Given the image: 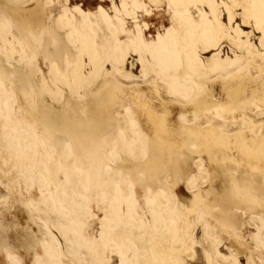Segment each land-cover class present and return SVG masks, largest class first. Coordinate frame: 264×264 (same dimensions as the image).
Returning a JSON list of instances; mask_svg holds the SVG:
<instances>
[{"label": "bare ground", "instance_id": "6f19581e", "mask_svg": "<svg viewBox=\"0 0 264 264\" xmlns=\"http://www.w3.org/2000/svg\"><path fill=\"white\" fill-rule=\"evenodd\" d=\"M9 1L26 11L54 2ZM126 1L129 6L122 12L123 19L115 18L116 23L105 20L102 28L96 23L98 19L93 22L91 18L79 17L83 21L77 24L78 33L69 26L66 33L61 30L60 34L56 30L65 19L36 28L25 18L16 25L13 37L12 21L4 13L6 4L0 2V56L14 64L7 68L0 61V101L5 98L8 106L7 117L0 124L17 135L16 143L0 139V171L9 167L14 172L19 157L17 170L32 174L37 169L39 180L46 182L40 185L32 175L25 191L29 199L23 197L21 191L16 202H11L9 196H0V264L24 262L22 255L9 254L6 249L19 237L22 228L18 221L8 220L6 215H14L19 203L30 217L38 211L33 201L38 202L41 197L43 206L51 202L56 207V218L61 221L60 225H55V216L46 212L50 226H54L59 235V239L53 238L51 245L42 250L43 259L54 257L52 264H96L94 256L98 248L99 264H105L109 251L115 255L127 247L132 249L131 261H123V264H191L187 260L199 256V249L203 251L206 264H242L238 253L228 256L216 242L212 243L215 254L205 250L208 240H217L219 232L233 242V249L264 250V192L257 190L254 178L261 176L264 182V48L259 53L248 41L236 39L219 18L221 7L229 15V23L236 10H240L243 24L255 28L264 42V0ZM202 6L203 9L199 8ZM165 11L169 12L167 19L172 27L166 29L163 39L156 36V41L147 40L144 23L135 28L130 25L145 12L165 18ZM195 14H200L199 19L194 18ZM58 34L63 36L65 50L73 45L77 53L72 58L64 57L61 64L49 62L51 65L43 67L37 53L47 44L55 43ZM224 42L226 46L222 45ZM224 47L229 54H224ZM84 55L89 61L88 68ZM108 73L111 78L107 77ZM6 85L13 87L14 96L6 94ZM216 85L221 95L218 101L214 100ZM50 97L58 109L42 110ZM153 101L170 112L180 110L177 116L185 134L179 132L185 138L179 141L184 140L183 147L201 159L197 156V163L192 160L197 169L195 176H186L183 158L175 155L168 142L176 129L172 131L168 127L169 111L159 115ZM17 112L31 125L30 129L17 121ZM178 122L173 121V124L179 127ZM246 133L248 138L243 137ZM38 148L43 150L41 159L35 152ZM28 149H33V161ZM221 150L232 153L219 154L217 151ZM135 157L147 173L139 183L147 200L156 191L158 194L161 190L168 192L164 197L168 204L165 212L150 209L149 218L137 212L134 185L124 176ZM112 161L115 168L108 165ZM226 162L242 167L245 175L241 180L233 177L228 189L221 194L222 201L233 205L230 211L217 209V202L206 200L201 190L211 180L212 165ZM57 175L62 176L63 189L71 191L70 198L63 190L52 197L46 196L48 182H56ZM20 183V179L14 180L7 183L6 188L13 193ZM179 183L191 190L197 188L190 208L181 204L184 199L178 200L180 195L178 198L169 192ZM123 185L129 201L124 207L127 221L118 214V204L107 202L106 188L111 189L112 199L117 202ZM94 188L100 190L99 197L92 196ZM63 207L66 209L61 210ZM107 208L105 217L109 210L113 211L114 222L110 228L102 223L100 230L93 234L95 229L89 231L90 224L97 219L91 210ZM213 211L242 216L246 224L255 225L258 232L248 238V243L239 234L242 229L238 232L216 220ZM82 217L87 221L80 220ZM198 229L202 232L201 238L197 235ZM43 259L38 256L34 261L42 264Z\"/></svg>", "mask_w": 264, "mask_h": 264}, {"label": "rangeland", "instance_id": "374dc122", "mask_svg": "<svg viewBox=\"0 0 264 264\" xmlns=\"http://www.w3.org/2000/svg\"><path fill=\"white\" fill-rule=\"evenodd\" d=\"M0 2H2L3 4L4 3L6 4L4 13L12 21V25H13L12 33H11L12 37L16 33V30H17L16 25H18V23L22 22L25 18H29L30 22L32 23V26H34L36 28L45 27V26H47V24L48 25L49 24L55 25V24H57V22H59V20L62 21L65 19L66 22H63L60 25L61 27L58 28L56 30V32L61 34L62 33L61 30H62L63 33H66L67 30H69V26H71V27H74V29L78 33V25L77 24H79L83 18L84 19H86V18L90 19L91 18L90 20H92L93 22H95V20L98 19L99 21L96 20V23L99 24V26L102 28L105 25V20H108V21L113 22V23H116L118 21L117 19L122 20L123 19L122 12H123L124 8L129 6V5H126V4H128V1H126V0H113V1L112 0H109V1L108 0H68V2H66V1L64 2V0L63 1L62 0H54V2L47 7H44L42 5H38V6H35L33 8H29L26 11V10H23L19 7L13 6L12 2H10V1L8 2V0H0ZM199 8L203 9L204 6L199 7ZM46 12H48V13H46ZM220 12L221 13H219V18L225 24L227 32H230V34L232 36H234L236 39L240 38V40L242 42L248 41L259 53H262V50L264 48L263 47L264 42L261 40V34L258 33V31H256V29L253 28L251 25L243 24L242 17L240 16V12H241L240 10H236L235 17L232 20V22H230V23L228 20L229 15H228V13H226L224 7L220 8ZM68 14H71V15H68ZM37 15H39V16H37ZM157 15H158V17H157ZM33 16H34V18H33ZM68 16H70V17H68ZM74 16H75V19H73ZM113 16H115V17H113ZM165 16H166L165 18H161V16L159 14H156L154 12L153 13H151V12L146 13L145 12L142 14L140 20L139 19L133 20L130 23V25L131 26L133 25V27L134 26L137 27L138 25H144L145 24L144 28H146V29L143 28L145 38L147 40L153 39L156 41V39L160 36L162 37V38L160 37V39H163L165 37V36H163V34L165 35L167 32L166 29L169 30L172 27V24L167 19L169 16V12L165 11ZM45 17H46V19H45ZM79 17H81L82 19ZM199 17H200V14L194 15L195 19H199ZM113 18H114V20H113ZM115 18L117 21H115ZM68 19H70V20H68ZM47 20H49L50 22ZM103 22H104V24L102 25ZM148 23H150V24H148ZM64 24H66V25H64ZM169 24H171V25H169ZM160 25H161V27H160ZM62 26L65 27V32H64V28ZM160 32H161V34H160ZM60 34L57 35V40L55 41V43L47 44L48 46L46 45L44 48H42V50H39V52L37 53V60L41 66L47 67L48 65H51V64L54 65L55 63L61 64L64 61V57L69 56L70 58H72L77 53V48L73 45H69L65 50V47L63 45L64 39H63V36ZM148 34H150V35H148ZM156 36H157V38H156ZM59 39H61V40H59ZM222 45L226 46L227 43L224 42ZM241 48H242V52H243V47H241ZM224 54L225 55L229 54V52L227 51V47H224ZM0 57H1V60H0L1 64H3L5 67L11 68L14 66V64L12 62H8V61L4 60L2 56H0ZM83 61L86 65V68H88L89 61H88L87 56H85V55L83 56ZM49 62L51 64H49ZM107 77L111 78L112 77L111 73H108ZM12 88H13L12 86L6 85V94L9 97L10 96L12 97L15 95L14 94L15 91H14V89L12 90ZM218 90H220V89H219L218 85H216L215 86V95H214L215 101H218L221 99V95H219ZM50 98H51L49 101L50 103L48 102L46 108L41 107L42 110H48V109L56 110V109H58V106L56 105V102H54L53 97H50ZM0 99H1V97H0ZM6 102L7 101H5V98H3V100L0 101V123L3 120H5L7 117L8 106H7ZM153 104H154L155 110L159 113V115L164 114V112H166V111H169V110H167V108L164 105H161L158 101L157 102L153 101ZM13 108L16 111L17 107L15 105L13 106ZM170 111H169V114L166 115V117L169 116L168 118L171 119V122L168 119L167 124H169L168 127L172 131L174 128H176V129H174L175 131L172 132V134L173 133L174 134L173 135L171 134L169 136L168 142L171 144V147H172L175 155L181 156L183 158V162H184V165H183L184 168L183 169H184V173L186 174V176H189V177L192 176L193 177L197 173V169H196L193 161H196V163H197L199 160H201L200 156L197 154L189 152L187 149H185L183 147V141L184 140L179 141L180 140L179 138H181V139L185 138V136L183 135L185 133L182 131L183 128H182L181 122H180V120H178L179 116H177V114L180 115L178 113L180 110L177 109L176 110L177 112H175V111L170 112ZM171 114L173 117L172 116L170 117ZM17 116H18L17 121L20 120V123H22L26 128H28V129L31 128V125H29V123L26 120L22 119L23 115L21 117V114L17 112ZM174 117H176L177 121L174 120L175 119ZM173 121H174V124H175V122L179 121L178 122L180 124L179 127H181V128L178 127L177 123H176V125H174ZM170 124H171V128H170ZM27 125L29 127H27ZM177 131L183 132V134L182 133L180 134V132L178 133ZM176 133H178L179 135ZM177 136H178V138H177ZM173 137H176V138H173ZM243 137L248 138L249 135L246 133L243 135ZM0 139L2 141L3 140H5V141L12 140L16 143L17 135H16V132L8 131L7 129H5L0 124ZM172 145H174V148ZM175 145L176 146L178 145V146L175 147ZM35 152L37 153V155L41 159L42 158L41 156L43 155V153H42L43 150L41 148H38L37 150H35ZM181 152H183V153L185 152V154H182ZM217 152H219V154H230V153H232L230 150H221V151H217ZM27 153L30 156H32V161H33V159H34L33 158V155H34L33 149H28ZM192 154H193V156H192ZM196 157L199 160H196ZM22 160L26 161V159L24 157H22ZM204 162H205V166L208 167L207 160H205ZM132 163H133V165H132L133 169L131 166V168L126 172L130 176H128V174H126V173H125L126 175L124 174V176L127 180H129L134 185V189H135L134 194H135V198L137 200L136 201L137 212L141 215H144V217H146V218H149L148 213H149L150 209H155V210L160 211V212H165V210H167V208H168V204L165 201L164 197H167L168 192L165 190H161V194H158L156 191L152 195V197L149 200H147L145 190H143V188L141 186L139 187V183L142 180H144L146 178V175H147L145 168H143V166L141 165V163L137 157H135L132 160ZM19 164H20V161H19V157H18L16 159V167H15L14 172H12V169L9 167L5 168L4 171H0V196H2V195L9 196L11 202H16L17 200L20 199V195H19L20 191L23 193V197L29 199V196H28V194H26L25 191H26L28 184L32 181V175H34V177H35L34 181L37 182L38 184H40V185L46 184L45 180H42V179L39 180L38 171H36L37 169H35V171H33V173L30 174L25 170H19V169L17 170V168L20 167ZM108 165L111 168H115V164L113 161L108 162ZM135 167H137V168H135ZM140 167H141V169H140ZM53 168H55V165L53 166ZM192 168L195 170H191ZM212 168H213V170H212L211 180L208 183L204 184L205 186L203 185L204 186V187L202 186L203 188L201 187L202 193H203V195H205L206 200L217 202V204H218L217 209L223 208L226 211H230L233 208V205H231L229 202L222 201L220 198L221 194H223L228 189L229 184H230V180L233 177L237 178L238 180H241L242 178H244V176H245L244 170L242 167L239 168L235 164H232L229 162H226L224 165L213 164ZM134 171H137V172H134ZM139 171H141V172H139ZM192 171H193V173H192ZM131 176H133V177H131ZM56 177H57L56 182H52V183L48 182L50 185L48 184V190L49 191H47L46 196L52 197L53 195L58 194L60 191L63 190L62 192L67 193L68 198H70L71 191L68 189L65 190V189H63V185L61 186V184L63 182L62 176L57 175ZM254 178H255L257 190H259L260 192H264V182H263L262 177L256 175ZM17 179H20V181L23 183V187H22V183H20V187H17L18 188L16 190L17 192L16 191L13 193L9 192L8 189L6 188V184L9 182H12L14 180H17ZM59 179L61 180V183H60ZM135 181H136V183H135ZM183 184L184 183H181V184L179 183L175 187L174 190L171 189L169 192L176 194V197H178V198L180 195L181 198H179L178 200H181V201L183 199L185 200V201L183 200L181 202V204H183L186 208L187 207L190 208L193 204V195L197 191V188H194L191 190V189H188V187L185 184L184 185ZM55 185H57V186H55ZM52 188H53V190H52ZM121 188L118 191L119 199L117 202L114 199H112L113 195L111 193V189L106 188V191L109 192V194L106 192L108 197H109L107 202L110 203V201H111L112 204H114V205L118 204L120 206V211L118 212V214L121 216V218L124 221H127V219L125 217V212H124V207L127 204H129L128 196H127V188L125 185L121 186ZM124 188L126 189V191ZM94 190H95V192L92 191V196L94 198L96 196L99 197V194H100L99 191L100 190L97 188H94ZM189 190H190V192H189ZM68 191H70V193ZM177 193H179V194L177 195ZM49 194H50V196H49ZM188 199H190V200H188ZM33 202L35 205V206L33 205V207L35 209L37 207L38 211L32 213V215L30 214V217H29V213L26 212L27 210L25 211V209H22L21 204L19 205V203L16 205L17 207L14 211V215L13 214L12 215H9V214L6 215V217H8L7 218L8 220L11 221L13 219L15 221H18V223H20L22 225L21 233H20L19 237L15 241H12L11 243H9L6 246V249H8L9 254H13V253L15 254L16 253L17 255H19V256L22 255L24 257V262L22 264H37V263H35L34 258L39 256L43 259L42 250L44 249V247L46 245L50 246L53 238L59 239V235H58L57 230L54 228V226H50V224L47 220L48 218L46 217V212L51 213L52 215L55 216V221H54L55 225L56 224L60 225L61 221L58 218H56L58 216V211L56 210V207L51 202H49L46 207L43 206L44 200L42 199V197L40 198V200L38 199V202H35V201H33ZM63 209H66V207H63L61 210H63ZM108 209L109 208L103 209V210L102 209L91 210V212L93 214H96L97 220L96 221L93 220L94 222L93 221L91 222V224H90L91 226H90L89 231L90 230L92 231V229H95V230H93L94 233L91 232L90 234H92V233L96 234L97 233L96 230H98V231L100 230L102 223L106 224L107 228H110L111 224L114 222V219L116 218V215L113 213V211L109 210L107 212L108 216L105 217L104 213ZM104 210H105V212H104ZM35 213L37 215H35ZM213 214H214V217L216 220L222 221L224 224L233 227L238 232L241 231L239 234L240 235L242 234L244 237V238L242 237V239L243 240L247 239L246 241L248 243H249L250 236H253L254 234L256 235L258 232L257 227H255V225L251 226L249 224H246L245 218L244 217L242 218V216L229 215L228 213H219L217 211H215V212L213 211ZM80 220L87 221V218L82 217V218H80ZM47 223H48V225H47ZM73 223L77 226L76 221ZM134 223H136V222H134ZM132 225L133 224H130V227H132ZM248 226H250V227L248 229H246ZM243 228H245L244 229L245 231L243 230ZM240 229H242V230H240ZM249 233H252V234H249ZM197 235H198V237L201 238V235H202L201 230L198 229ZM208 241H209L208 244H205V246L208 249H205V250L208 252L210 251V253L212 255L215 254V250H216V249H213L212 243L216 242L219 244L220 250L224 254H229L228 256H230L234 252L238 253L237 257L239 258V260L241 261L242 264H250V263L251 264H264V250L254 249L253 247H250V248L245 249V250L233 249L234 248L233 242L230 239H228L227 235L223 232L218 233L217 240H215L214 238H210ZM39 243H41V246ZM99 249L100 248H98L99 252L96 253L97 255L94 256L96 264H99V262H100V260L98 259V257H100V255H98V254H100ZM58 250L60 251V249H58ZM200 250L201 249H199L197 251V254L199 252H201V253H199V256L196 255L194 257V258H196L195 260H194V258H192V259L189 258L188 260H191V261L187 260V262H189V263L191 262V264H206V260L203 259L204 258L203 251L202 250L200 251ZM131 255H132V249H129V247H127L124 251L117 252L115 255H113V253L109 251L108 256L105 258L104 261H105V264H123V261H125L126 263H130ZM197 257H198V260H197ZM53 260H54L53 256H51L50 258L44 257V259L42 260V264H52ZM192 260H193V262H192Z\"/></svg>", "mask_w": 264, "mask_h": 264}]
</instances>
